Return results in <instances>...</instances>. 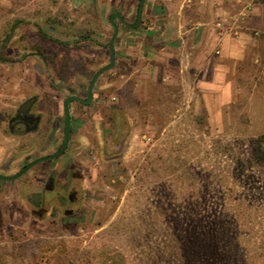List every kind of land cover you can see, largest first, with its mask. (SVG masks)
Here are the masks:
<instances>
[{
    "label": "rangeland",
    "instance_id": "374dc122",
    "mask_svg": "<svg viewBox=\"0 0 264 264\" xmlns=\"http://www.w3.org/2000/svg\"><path fill=\"white\" fill-rule=\"evenodd\" d=\"M84 1L0 0V174L58 152L65 99H87L111 63L110 18ZM110 71L90 105L73 103L65 156L0 181V264H264V161L255 151L264 76L221 106L161 86L152 87L157 98L122 101ZM34 96L45 131L10 130ZM53 172L56 191L77 192L74 215L47 197ZM41 206L49 212L33 215Z\"/></svg>",
    "mask_w": 264,
    "mask_h": 264
},
{
    "label": "crops",
    "instance_id": "0c3cea01",
    "mask_svg": "<svg viewBox=\"0 0 264 264\" xmlns=\"http://www.w3.org/2000/svg\"><path fill=\"white\" fill-rule=\"evenodd\" d=\"M84 3L89 6L97 3L100 10L106 13L105 19L110 18L114 32L113 22L119 28L115 41L116 63L109 73L117 76L113 86L122 101L157 98L150 93L153 92L152 87L161 86L171 93L176 88L193 100L203 93L205 100H222L221 106H226L228 101L245 91L243 87L257 83L256 78L264 76V0H85ZM115 14L121 17L112 20ZM71 96L83 99L79 95L68 97ZM41 100L34 96L23 103L9 118V129L15 131L22 128L27 135L45 131L47 123L44 120L45 111L40 108ZM73 103L91 104L75 100L69 103L70 142L76 128L71 111ZM35 106L39 109L35 110ZM23 114L34 116L36 123L30 128L22 123L11 126ZM24 121L28 120L25 118ZM58 130V125L49 130L50 140L55 138L52 134ZM65 137L66 114L64 141L59 151L52 155L61 151ZM46 147L51 148L52 145L47 143ZM67 149L61 156L45 162L65 156ZM8 155L9 149L5 145V158ZM48 156L51 155L43 157ZM43 157L35 158L28 164ZM11 164L7 171H10ZM36 166L23 176L30 174ZM17 173L0 175L10 177ZM53 175L55 178V172L50 178ZM45 190L47 197L55 199V181L53 187L45 186ZM48 212L43 206L32 209V214L38 217Z\"/></svg>",
    "mask_w": 264,
    "mask_h": 264
},
{
    "label": "water",
    "instance_id": "95a60500",
    "mask_svg": "<svg viewBox=\"0 0 264 264\" xmlns=\"http://www.w3.org/2000/svg\"><path fill=\"white\" fill-rule=\"evenodd\" d=\"M142 10H143V1H142V6H141V11H140V14H142ZM115 17H121L120 15L118 14H115L113 17H112V20L115 18ZM113 25H114V28H115V32H114V35L112 37V40H111V43H110V51H111V63L110 65H108L107 67L101 69L97 74L96 76L94 77L91 85H90V88H89V95H88V98L86 100H83L81 99L80 97L78 96H71V97H68L65 101V114H66V137H65V142H64V145H63V148L61 149V151L55 155H51V156H48V157H43V158H40V159H37L33 162H31L30 164H28L27 166H25L19 173H17L16 175L14 176H4V175H0V180H6V181H15L17 179H19L21 176H23L26 172H28L30 169H32L34 166H36L37 164L41 163V162H45V161H48V160H52L54 158H57L59 156H61L65 150L67 149L68 145H69V142H70V136H71V116H70V110H69V103L71 101H80L84 104H89L92 99H93V89H94V86H95V83L97 82V80L99 79V77L104 74L105 72L113 69L115 67V63H116V55H115V41L117 39V36H118V32H119V28L118 26L113 22ZM26 106V105H25ZM23 106V107H25ZM19 112H21V110H19Z\"/></svg>",
    "mask_w": 264,
    "mask_h": 264
},
{
    "label": "flooded vegetation",
    "instance_id": "af4514ba",
    "mask_svg": "<svg viewBox=\"0 0 264 264\" xmlns=\"http://www.w3.org/2000/svg\"><path fill=\"white\" fill-rule=\"evenodd\" d=\"M27 114H23L22 116H19L17 120L11 123V126H17L21 123L26 126V128L32 127L36 123V119L34 116L28 117ZM27 119L28 121L25 122L24 119ZM54 175L49 179L48 184L46 185L48 188L53 187L54 182ZM55 206L61 211H64L66 215H74V209L73 207L78 204V196L77 192L73 189L69 190L68 196L64 195L61 191L55 192Z\"/></svg>",
    "mask_w": 264,
    "mask_h": 264
},
{
    "label": "trees",
    "instance_id": "16d2710c",
    "mask_svg": "<svg viewBox=\"0 0 264 264\" xmlns=\"http://www.w3.org/2000/svg\"><path fill=\"white\" fill-rule=\"evenodd\" d=\"M41 36H44V38H46V35L44 33H41ZM255 151L257 153L258 159H260L259 161H264V135L260 136L256 140Z\"/></svg>",
    "mask_w": 264,
    "mask_h": 264
}]
</instances>
